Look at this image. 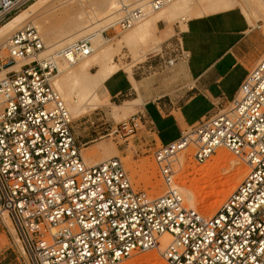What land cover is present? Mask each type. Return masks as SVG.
I'll use <instances>...</instances> for the list:
<instances>
[{"label":"built area","instance_id":"obj_1","mask_svg":"<svg viewBox=\"0 0 264 264\" xmlns=\"http://www.w3.org/2000/svg\"><path fill=\"white\" fill-rule=\"evenodd\" d=\"M34 1L0 0V26ZM173 1L151 0L148 11ZM147 13L125 4L105 32L130 30ZM45 49L31 24L0 43V218L7 212L14 220L29 264H123L151 250H159L166 264H264V59L247 71L228 105L155 149L165 185L155 196L133 187L119 157L87 164L82 155L54 79L57 59L73 64L93 53L90 38L42 55ZM165 54L148 66L172 68L189 57L179 39L168 42ZM105 125L100 138L127 139L145 125L157 135L142 112ZM221 147L249 171L205 217L187 206L175 166L186 150L204 164Z\"/></svg>","mask_w":264,"mask_h":264},{"label":"rangeland","instance_id":"obj_2","mask_svg":"<svg viewBox=\"0 0 264 264\" xmlns=\"http://www.w3.org/2000/svg\"><path fill=\"white\" fill-rule=\"evenodd\" d=\"M68 1L42 0L40 2H32L36 4H29L26 8L22 9L20 12H18L0 27L5 26L9 22H11L15 17L22 14L23 11L33 6L27 12L29 14L26 13V16H24L23 19L18 22L20 23L19 26L9 32L7 36L9 37L13 34V32L29 23V25L31 24L38 29L41 34V37L43 38L44 43L46 44L47 38L44 37L43 32L41 31L43 28L52 31L53 33H58L59 30L64 29V25L66 24L67 20L73 18L75 14L82 11V9L88 12L91 10V6L96 7L95 3L93 4L95 0H70V2ZM77 1L81 3H77ZM71 2H73L72 5ZM126 2L130 4L134 1L128 0ZM132 5L136 6V4ZM235 10L236 13H232V16L235 17L236 15V18H231L225 23L226 26L224 25V31L232 30L233 28H235V26H237L238 21L241 20H244L246 25L248 24L240 9ZM29 19L33 20H30L28 22ZM255 19L260 20V22H258L259 20L255 21V26L256 24H261L262 27L261 29H253V31L260 32L261 39L256 42L253 46H250L249 49H245L244 51L243 56H246V59H244V61L249 70L259 60H261V58L264 57V20H262L264 19V14L261 15L260 13H255ZM32 22L36 23L37 25L33 24ZM57 28L59 29L57 30ZM157 28L158 29H155V31L147 38V40L139 43L135 49H132L128 46L117 45V39L122 37V35L127 31L125 32L121 31L119 28H114L109 29L104 33L107 34L109 38H112L110 42H108L109 44L107 43L108 45L106 46L113 45L115 47L113 58L114 61H116V63L119 65V67L122 68L119 71L120 73L129 72V74H131V70L133 72V70L137 69L139 66H143L146 64L147 66L150 65L149 61L151 60L155 61H152L154 62L153 65L159 63V57L155 56L157 54H164V56H166L165 51L168 42H170L171 40L174 41L176 37L174 36L175 32H180V30H183L182 24L178 19L172 21V23L159 21L157 23ZM246 29H248V25ZM169 30L172 31L166 36H164V34L169 32ZM191 44H196V41L187 40V44H184V48L189 49ZM160 46V51L153 52L155 50H159ZM253 49H257L259 55L254 62L250 63V56L247 54ZM141 50H143V52H145L147 55H143L142 53H140ZM150 51L152 52L149 53ZM95 70L96 66H93L91 71L95 72ZM156 71V68H154L151 70V72L149 71L147 75L151 74L152 76H154V73ZM241 73V68L236 69L229 76L228 81L232 84ZM237 83L240 82L238 81ZM127 99L128 98L113 99L109 97L107 101L104 102L102 107L91 111L88 110L86 113L74 119L71 114L74 134L79 144H83L93 140L92 142H89L88 144H86V146L81 148L82 155L84 156V158L85 155L83 153V149L85 148L88 149V151L91 152V154H93L95 158H98L106 153H110L113 155L110 158L119 157L125 165V168L131 178L133 187L136 190H144L148 194L157 196L164 192L165 185L163 184V181L159 175L158 166L153 157V152L160 145V140L157 135L149 131L150 127L145 125V127L139 130L134 136H128L127 139L111 137L100 138V136L104 133L103 128L106 127L105 122H107L108 124L119 123L125 119H128L132 114L137 112V109H134L129 112L125 117H121L120 119H116L113 116L114 106H121L124 103L129 102V100ZM226 105H228V103H224L221 105L218 104L214 106V110H212L211 113L222 109ZM91 123H94V125H91ZM190 127H186L183 131H190ZM153 138L156 139V142L152 141ZM118 149H120V151ZM219 149H224V151L227 152V155L231 157L233 161L225 163L223 162L219 165L214 161V157L217 155V153H215L206 163L198 164L192 156V149H189L179 155L178 163L175 166L177 170V183L179 185L181 184L180 188L182 194H184L187 191V188L189 187L195 188V192L199 194V198L201 200L198 198L199 201H197V203L194 205V209H196L200 214L205 217L212 216L217 211L218 207L224 201V199L234 190L233 188V190L228 191L223 197L222 201L218 203L219 205L217 204L216 207H214L212 210H208L210 204L213 203L212 201L216 199V192L224 188L223 184L225 183V181L229 180L240 168V170H243L244 172L238 182L239 184L248 172L246 170H249L248 165H245L244 162L237 158L228 149L221 147L218 148L217 151ZM210 169H212L213 172ZM206 171L209 172V175L205 177L200 175L201 172L206 173ZM184 185L186 186V189L184 188ZM214 193H216V195ZM185 201L187 206H189L190 204L187 202L186 199ZM9 217L10 220H8L7 224L4 223L3 218H0V264H29V253L22 239L19 236V232L14 223V220L11 216ZM123 264H165V261L162 258L161 252L159 250H151L148 252H137L133 254L130 258L126 259Z\"/></svg>","mask_w":264,"mask_h":264},{"label":"crops","instance_id":"obj_3","mask_svg":"<svg viewBox=\"0 0 264 264\" xmlns=\"http://www.w3.org/2000/svg\"><path fill=\"white\" fill-rule=\"evenodd\" d=\"M235 9L239 8L185 21L183 30L175 32L174 36L183 46L187 40L196 41L189 49L184 48L189 57L172 68L157 64L154 76L147 75L153 69L147 64L139 66L131 74L115 73L104 83L108 98H128L129 104L139 101L135 109L149 116L160 144L175 140L186 127L212 112L214 106L228 103L249 70L244 61L246 56H243L245 49L261 39L260 32L253 31L256 28L247 20L248 29L245 21L241 20L232 30H223L227 21L236 18V15L232 16ZM247 55L252 63L259 55L258 50L253 49ZM238 68L242 73L231 84L229 76ZM89 142L81 145L86 146Z\"/></svg>","mask_w":264,"mask_h":264},{"label":"bare ground","instance_id":"obj_4","mask_svg":"<svg viewBox=\"0 0 264 264\" xmlns=\"http://www.w3.org/2000/svg\"><path fill=\"white\" fill-rule=\"evenodd\" d=\"M40 1L42 0H36L34 2ZM126 1L128 0H97V2L95 0L93 4L95 3L96 7L91 6V10L88 12L82 9V11L75 14L73 18L68 19L64 25V29H61L62 31L59 30L60 33H57L56 31V33H53L48 29L41 28L44 37L47 38V42L45 44L46 49L42 55L54 53L57 50L85 37H89L91 40L93 53L90 56L73 64L68 63L64 59H57L59 72L55 76L54 84L66 102L73 119L86 113L88 110L91 111L102 107L104 102H106L108 99V96L104 90L105 81L122 69L113 58L115 47L113 45L106 46L110 41L106 39L104 32L111 25H115L122 17L123 5L126 4L137 8L141 7L148 12L144 20L136 24L132 29L127 30V32L125 31L126 33L117 39L118 46H128L132 49H135L139 43L147 40V38L155 31V29H158L157 23L159 21L172 23V21L178 19L182 26L185 27V21L190 18L209 15L232 8H239L241 13H243V15L246 17V20L249 22V24L255 26V21L259 20L255 19V13H260L261 15L264 14V3L262 0H175L155 11H148L151 0H133L134 2L130 4ZM68 2H70V0ZM72 3L73 2H71V5ZM77 3L81 2L77 1ZM132 4H136V6H133ZM32 7L33 6L23 11L22 14L15 17L5 26L0 27V43L5 42L9 38L7 34L19 26L20 23L18 22L23 19L24 16H26L25 14ZM30 20L33 19H29L28 22ZM32 23L36 24L34 22ZM27 25H29V23ZM58 29L59 28H57V30ZM160 50L161 46L159 50H155L153 52ZM151 52L152 51L149 53ZM140 53L147 55L145 52H143V50H141ZM262 59H264V57L261 58V60ZM93 66H96L95 72L91 71ZM4 74L5 72L0 73V77ZM138 102L139 101H135L131 104L126 102L121 106L115 105L113 116L116 119L125 117L129 112V107L131 110H134L135 105H139ZM83 153L85 155V161L87 164H95L113 156L110 153H106L98 158H95V156L91 154V152H89L86 148L83 149ZM216 153L217 155L214 157V161L219 165L223 162L225 163L233 161V159L227 155V152L224 151V149H219ZM210 170L212 171V169ZM243 172L244 171L240 170L239 168L229 180L225 181L223 184L224 188L220 189V191L218 190L219 192H216L217 195L214 193L216 195V199L212 201L213 203H211L212 205L210 204L208 210H212L214 207H216V205L222 201L225 194L235 188L241 179ZM200 175L205 177L209 175V172H201ZM184 188L186 189V186ZM183 196L186 197L184 198L190 204L189 206L193 208L197 201H199V194L195 192V188L193 187L187 188V191L183 194ZM8 215L9 214L7 212H4L2 215L3 221L6 224L8 220H10V215ZM169 238L170 237L168 235H165L163 237V243H167Z\"/></svg>","mask_w":264,"mask_h":264}]
</instances>
